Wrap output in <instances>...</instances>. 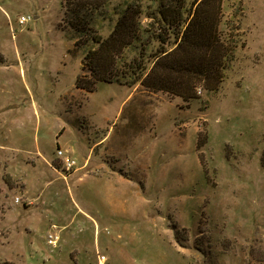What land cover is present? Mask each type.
<instances>
[{"label": "rangeland", "instance_id": "obj_1", "mask_svg": "<svg viewBox=\"0 0 264 264\" xmlns=\"http://www.w3.org/2000/svg\"><path fill=\"white\" fill-rule=\"evenodd\" d=\"M62 3L0 0V263L264 264V0L224 1L245 46L189 103L77 91Z\"/></svg>", "mask_w": 264, "mask_h": 264}, {"label": "trees", "instance_id": "obj_2", "mask_svg": "<svg viewBox=\"0 0 264 264\" xmlns=\"http://www.w3.org/2000/svg\"><path fill=\"white\" fill-rule=\"evenodd\" d=\"M224 1L63 0L62 22L75 49L84 51L75 89L140 87L185 103L198 98V89L216 93L245 46L237 27L220 30Z\"/></svg>", "mask_w": 264, "mask_h": 264}, {"label": "built area", "instance_id": "obj_3", "mask_svg": "<svg viewBox=\"0 0 264 264\" xmlns=\"http://www.w3.org/2000/svg\"><path fill=\"white\" fill-rule=\"evenodd\" d=\"M27 20L29 19H25L22 17L19 19V24L24 25L27 22ZM57 156H58V162L65 173H69L76 166L75 161L71 159L68 155L62 153L61 151L57 153ZM19 203H20L19 199H15V204H19ZM59 234L60 231L56 226L54 225L50 226L49 231L45 237L46 243L50 248H57L60 241ZM98 264H105V258L103 256H98Z\"/></svg>", "mask_w": 264, "mask_h": 264}, {"label": "crops", "instance_id": "obj_4", "mask_svg": "<svg viewBox=\"0 0 264 264\" xmlns=\"http://www.w3.org/2000/svg\"><path fill=\"white\" fill-rule=\"evenodd\" d=\"M85 164H86V163H85ZM85 164H84V166H85ZM84 166H82L80 169L84 168ZM80 169H77V170H80ZM74 171H76V170H74ZM70 173H71V172H70ZM112 173H114V171H113Z\"/></svg>", "mask_w": 264, "mask_h": 264}]
</instances>
